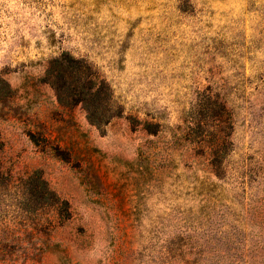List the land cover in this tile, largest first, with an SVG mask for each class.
<instances>
[{
    "label": "rangeland",
    "instance_id": "rangeland-1",
    "mask_svg": "<svg viewBox=\"0 0 264 264\" xmlns=\"http://www.w3.org/2000/svg\"><path fill=\"white\" fill-rule=\"evenodd\" d=\"M0 78V264H264V0H0Z\"/></svg>",
    "mask_w": 264,
    "mask_h": 264
},
{
    "label": "trees",
    "instance_id": "trees-1",
    "mask_svg": "<svg viewBox=\"0 0 264 264\" xmlns=\"http://www.w3.org/2000/svg\"><path fill=\"white\" fill-rule=\"evenodd\" d=\"M45 81L55 90L60 104L82 106L89 122L99 128L107 126L121 111L115 105L112 90L91 66L69 52H63L49 63ZM1 86L9 85L0 78ZM5 235L0 233V251H5Z\"/></svg>",
    "mask_w": 264,
    "mask_h": 264
}]
</instances>
